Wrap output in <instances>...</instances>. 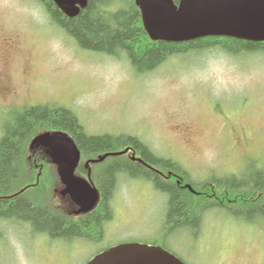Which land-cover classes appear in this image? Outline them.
Returning <instances> with one entry per match:
<instances>
[{
	"label": "rangeland",
	"instance_id": "374dc122",
	"mask_svg": "<svg viewBox=\"0 0 264 264\" xmlns=\"http://www.w3.org/2000/svg\"><path fill=\"white\" fill-rule=\"evenodd\" d=\"M45 103L71 108L92 134L142 139L196 184L242 174L254 159L264 165V52L189 51L140 74L124 56L81 48L41 1L0 0V137L12 116L3 108ZM32 163L21 184L36 180L37 170L29 176ZM54 179L46 166L27 196L47 203L49 197H40L53 196ZM121 182L104 237L52 239L30 233L24 220H6L0 223V264H86L134 240L161 241L187 264H264V219L214 207L200 228L167 231L168 195L140 178Z\"/></svg>",
	"mask_w": 264,
	"mask_h": 264
},
{
	"label": "trees",
	"instance_id": "16d2710c",
	"mask_svg": "<svg viewBox=\"0 0 264 264\" xmlns=\"http://www.w3.org/2000/svg\"><path fill=\"white\" fill-rule=\"evenodd\" d=\"M38 1L44 3L51 19L81 48L102 51L112 56H124L140 74L150 72L171 57L189 51H220L234 56L264 52V42L235 37L208 36L183 42L154 41L144 28L135 0H89L85 10L81 9L75 17L63 13L53 0ZM45 130L68 132L85 157L119 148L141 150L144 158L151 163L182 174L184 183L178 184L172 175L167 180L172 179L173 183L165 182L160 176L133 162L117 161L101 176L103 200L99 208L77 224L69 221L64 214H57L46 205L33 204L22 196L8 201L0 200V218L24 219L35 229L45 230L56 238L70 239L84 233L99 238L101 220L111 215L108 197L114 188L115 169L121 166L131 175L152 176L157 189L168 195L165 219L167 231L177 226L200 228L204 214L214 207L228 210L232 215L245 220L264 219V165L257 166L256 159L252 160L242 174L212 177L197 185L189 180L181 165L156 155L138 137L90 135L71 109L55 103L17 108L12 112L10 121L4 124L0 138V195L10 194L24 186V183L19 182V177L28 163L26 157L29 143L32 137ZM189 181L198 193L184 186Z\"/></svg>",
	"mask_w": 264,
	"mask_h": 264
},
{
	"label": "water",
	"instance_id": "95a60500",
	"mask_svg": "<svg viewBox=\"0 0 264 264\" xmlns=\"http://www.w3.org/2000/svg\"><path fill=\"white\" fill-rule=\"evenodd\" d=\"M89 0H54L68 16H77ZM140 7L144 27L153 40L183 42L208 36H229L264 41V0H135ZM45 147L57 165L64 188L80 206L78 212L92 209L99 192L75 169L80 150L63 131L36 136L31 148ZM103 155L94 161H101ZM191 188L190 185H187ZM86 264H186L160 245L124 242L98 253Z\"/></svg>",
	"mask_w": 264,
	"mask_h": 264
},
{
	"label": "flooded vegetation",
	"instance_id": "af4514ba",
	"mask_svg": "<svg viewBox=\"0 0 264 264\" xmlns=\"http://www.w3.org/2000/svg\"><path fill=\"white\" fill-rule=\"evenodd\" d=\"M120 150L121 149L106 150V151H103V152H97V155L100 154V153H103V154L109 153V154L107 155L105 160L103 162H101V163H93L91 161H94V158L93 157H87V158H85L86 162L85 163H80L79 166H78L79 168L77 167L78 168L77 169V174L79 176L90 178V180L92 181L94 186H96L98 188L99 192H100L99 203L97 204L95 209L92 210L91 212H88L86 214L85 213L84 214H78L76 212V210H77L76 206L73 207L72 210L67 211L64 208H62L61 205H59L60 202L57 200L56 194H58L61 191V189H62V188H59V186H61V181H60L59 176H58L59 174L57 172V166L55 164H51V163L47 162L48 158L46 157V152H48V150L44 149V148H37V149L33 150V152H35V154L33 156H35V157L33 158V164H30L29 176L30 177L33 176L32 175L33 171L37 170V172L34 174V176L36 178V181L35 182H29L28 185H34L35 183H37V178H43V172L45 171V167L46 166L53 168L54 177H55V179L52 181L54 183L53 194H52L53 196H50L49 194H45V196L40 197V198H43V199L49 197L48 200H47L48 202L46 203L45 200L37 201L35 198L31 199V197L22 196L21 194L14 195L15 192H13V191H11L10 194H1L0 195V200H7L8 201V200H13V199H16L17 197L22 196L23 198L27 199L28 201H30L33 204L43 205V206L46 205L47 207L50 206L48 208L52 209L57 214H59L61 212V210L64 211L70 217V220L69 219L68 220L77 224L80 221L85 220V218L87 216H89L90 214L93 213V211H96L99 208V205H100L101 201L103 200V190H102L101 176L104 174L105 171H107L108 167L111 166L113 164V162H117V161L129 162L130 161V162H133V163L145 168L148 172L160 176L162 178V180L165 178L164 169L162 167H159L158 166L159 164L156 165V164H153L150 161L146 160V158H144L143 152L141 150H137V149L134 148V149H132V152H130L128 154L127 153L126 154H123V153L114 154L116 151H120ZM140 159H143L144 162H140ZM135 176L136 177H132V175L130 173H128V171L125 168H122L121 166L115 169V184H114V188H113L112 194L110 195V197H108V208L110 209L111 215H110L109 218L102 219L101 222H100V227H101V236H100V238L104 237L103 228H104L105 224H107L113 217L112 208H113V203H114V199H115V189L117 187H120L121 179L125 178L124 180H126V178H127V181H129V180H131V178H140L141 180L148 181L150 184L151 183L152 184L155 183L154 178L152 176H147V175H144V174H139V175H135ZM175 176H177V175H175ZM167 182L173 183V180L172 179H168ZM63 197L64 198H66V197L69 198L68 195L63 196ZM6 220H21L22 221L24 219H20V218H17V217L16 218H12V219L11 218L9 219V218H6V217H1L0 218V223H2L3 221H6ZM22 225H24V226L27 225L25 227L26 230H28L32 234H37V235L45 234V235H47L49 237L56 238V237L51 236L45 230L35 229L33 227V225H31V223L26 221V220H24L22 222ZM1 231H2V226H0V233H1ZM82 236L92 237V236H90L89 234H86V233H84ZM95 239H98V238H95Z\"/></svg>",
	"mask_w": 264,
	"mask_h": 264
},
{
	"label": "bare ground",
	"instance_id": "6f19581e",
	"mask_svg": "<svg viewBox=\"0 0 264 264\" xmlns=\"http://www.w3.org/2000/svg\"><path fill=\"white\" fill-rule=\"evenodd\" d=\"M84 10H85V9H84ZM138 11H139V10H138ZM60 30H61V29H60ZM137 52H138V51H137ZM182 52H183V51H182ZM1 125H2V124H1ZM102 136H103V135H102ZM129 162H130V161H129ZM163 167H164V166H163ZM78 168H79V167H78ZM82 168H83V167H82ZM82 168H81V169H82ZM164 168H165V167H164ZM81 169H80V170H81ZM82 170H83V169H82ZM172 170H173V169H172ZM174 170H175V169H174ZM101 173H102V172H101ZM187 175H188V174H187ZM176 177H177V176H176ZM6 181H7V180H6ZM135 181H136V180H135ZM174 181H175V179H174ZM132 182H133V181H132ZM182 182H183V181H182ZM189 182H190V181H189ZM183 183H184V182H183ZM216 183H217V182H216ZM102 184H103V183H102ZM180 184H181V183H180ZM131 185H132V184H131ZM197 185H198V184H197ZM197 185H196V186H197ZM205 185H207V184H205ZM142 186H143V185H142ZM192 186H193V185H192ZM203 186H204V185H203ZM203 186H202V187H203ZM147 187H148V186H147ZM148 188H149V187H148ZM184 188H185V187H184ZM186 189H187V188H186ZM194 189H195V188H194ZM204 190H205V189H204ZM50 191H51V190H50ZM201 191H203V189H202ZM7 192H8V191H7ZM204 193H205V192H204ZM228 194H229V193H228ZM226 195H227V194H226ZM201 196H202V195H201ZM203 196H204V195H203ZM259 196H260V195H259ZM212 199H213V198H212ZM115 200H116V199H115ZM191 201H192V200H191ZM186 202H187V201H186ZM225 203H226V202H225ZM185 205H186V204H185ZM48 207H50V206H48ZM189 208H190V207H189ZM189 208H188V209H189ZM227 208H228V207H227ZM9 209H10V208H9ZM58 212H59V211H58ZM236 213H237V212H236ZM33 218H34V217H33ZM114 221H115V220H114ZM166 221H167V220H166ZM86 228H87V227H86ZM87 230H88V228H87ZM92 230H93V229H92ZM95 232H96V231H95ZM93 234H94V233H93ZM44 235H45V234H44Z\"/></svg>",
	"mask_w": 264,
	"mask_h": 264
}]
</instances>
